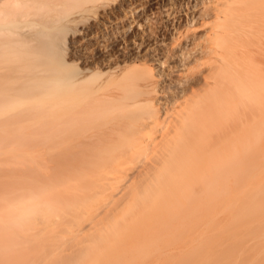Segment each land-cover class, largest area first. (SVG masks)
<instances>
[{"label": "bare ground", "instance_id": "1", "mask_svg": "<svg viewBox=\"0 0 264 264\" xmlns=\"http://www.w3.org/2000/svg\"><path fill=\"white\" fill-rule=\"evenodd\" d=\"M254 49L264 0H0V264H264Z\"/></svg>", "mask_w": 264, "mask_h": 264}, {"label": "rangeland", "instance_id": "2", "mask_svg": "<svg viewBox=\"0 0 264 264\" xmlns=\"http://www.w3.org/2000/svg\"><path fill=\"white\" fill-rule=\"evenodd\" d=\"M163 24H164V20H163V14H161L160 16H159V19H157V21H155V28H157V30L160 28H162V26H163ZM259 49H254V51L252 52V58H253V60L260 66V67H263L264 68V51H262L263 53H261V50H260V52L258 51ZM251 54V53H250ZM71 120V119H70ZM70 120H66L67 121V123L65 124V126H63V125H61L60 127H55V128H53L52 130H56V129H59V130H65L68 126H70V124H72V121H70ZM69 121L71 122V123H69ZM92 121V123H93V119L91 120ZM85 124V123H84ZM61 128V129H60ZM78 127H75V128H73V127H68L67 128V130L66 131H68L69 129H71V131H73V130H75V129H77ZM25 131H26V133L27 134H29L30 132H32V130L31 129H25ZM65 134L66 135H68L67 134V132H65ZM69 134H73V133H71L70 132V130H69ZM76 134V133H75ZM27 136H29V135H27ZM4 146H3V148H6V147H11V146H9V144H3ZM19 146H24V145H22V144H18ZM17 145V146H18ZM38 145H40V146H38ZM36 144V146H38V147H42V144ZM45 145V144H44ZM43 145V146H44ZM13 146H16V145H13ZM28 147H34L35 145L34 144H28L27 145ZM10 163H12V164H15V163H18V162H6V158H4V156H0V166H6V165H9ZM24 163H29V164H31V165H33V164H35V162H24ZM48 162H46V163H44V164H47Z\"/></svg>", "mask_w": 264, "mask_h": 264}]
</instances>
